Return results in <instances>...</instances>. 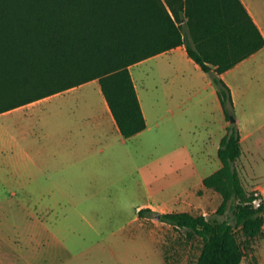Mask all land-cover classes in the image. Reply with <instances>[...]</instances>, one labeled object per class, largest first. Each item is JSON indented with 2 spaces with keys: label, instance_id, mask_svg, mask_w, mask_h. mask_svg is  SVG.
Masks as SVG:
<instances>
[{
  "label": "rangeland",
  "instance_id": "obj_1",
  "mask_svg": "<svg viewBox=\"0 0 264 264\" xmlns=\"http://www.w3.org/2000/svg\"><path fill=\"white\" fill-rule=\"evenodd\" d=\"M184 67L176 73L152 57L130 67L148 125L129 139L110 124L95 140L84 138L85 117L103 112L98 79L0 113L1 264H197L201 237L139 214L152 207L212 216L222 201L203 178L221 163L215 141L231 121L223 110L220 122V102L203 87L205 77ZM232 80L245 130L237 168L255 194L264 188V63ZM237 233L242 264H264V228L248 240Z\"/></svg>",
  "mask_w": 264,
  "mask_h": 264
},
{
  "label": "trees",
  "instance_id": "obj_2",
  "mask_svg": "<svg viewBox=\"0 0 264 264\" xmlns=\"http://www.w3.org/2000/svg\"><path fill=\"white\" fill-rule=\"evenodd\" d=\"M179 45L211 77L225 115L236 116L222 73L264 46L242 0H0V113L98 79L131 137L147 120L130 67ZM242 153L241 128L231 122L218 150L222 165L203 180L222 196L214 215L139 210L201 237L197 264H242L237 230L248 240L264 228V204L254 203L237 168Z\"/></svg>",
  "mask_w": 264,
  "mask_h": 264
},
{
  "label": "crops",
  "instance_id": "obj_3",
  "mask_svg": "<svg viewBox=\"0 0 264 264\" xmlns=\"http://www.w3.org/2000/svg\"><path fill=\"white\" fill-rule=\"evenodd\" d=\"M242 2L244 3V5L247 8L249 14L251 15V17L253 18L254 22L256 23V25L258 26V28L260 29L261 33L264 36V6H263L264 5V0H242ZM151 57L153 59H157V60L161 59L164 66H168V68L173 69L176 73L186 71L184 65L185 64L189 65V67L193 68V70L198 75H200L201 77L202 76L205 77V80H204L205 84L203 85V87H206L207 89L212 87L213 91L216 92V94H217V88H216L215 84L213 83L211 77L209 76V74L207 72H205L202 69V67L200 66L199 63H197L193 58H191L189 56L185 45H179V46L174 47V48H172L170 50L155 54V55H153ZM263 63H264V46L262 48H260L259 50L253 52L252 54H250L249 56H247L246 58H244L240 62H238L232 68H230L227 71H225L224 73H222V76L224 77V79L227 81V83L230 85V87L232 89L236 110H237L238 105H239L238 94L240 95V93L235 88L236 85L233 84V80L231 81V79L234 78V74H236L237 72L245 73L248 66L257 65V64L260 65V64H263ZM205 74H206V76H208V79L205 76ZM230 77H231V79H230ZM134 81H135V84H136V87H137V91H138V94H139V98H140V101H141V104H142V108H143L146 120L148 122L146 109H145L144 102H143V98H142V96L140 94V90H139V85L136 82L135 78H134ZM86 83L87 82H85L83 84H80V85H77V86H73V87L68 88L66 90L57 92L55 94H52L50 96L41 98L39 100H35L33 102H29V103L23 104L21 106L15 107V108L10 109L8 111H13V110L24 108V107L25 108L34 107L42 99L53 98V97L58 96V95H62V94L68 93V92L75 91L78 88L83 87ZM196 86H198V85L193 86V88L194 89L199 88V86L198 87H196ZM101 91H102V89H101ZM102 93H103V91H102ZM195 95L198 97L197 98L198 103L202 104L205 101L204 96H202V90L197 89L196 92H195ZM217 96H218V94H217ZM218 100L220 102V107H221V110H222V118H221V121H220V122H222L224 112H223V107H222L221 101L219 99V96H218ZM66 110L75 111L74 107H70V108H68ZM102 110H103L102 114H100L99 116H96V118H95V116H93L91 114H89V116L85 117V119H89L90 125L87 128H83L82 134H83V136H85L84 138H87L89 140L90 139L91 140H95V138L100 137L103 134H106V132H107L106 124H110V125L114 126L116 128V130L121 132V130H120L118 124H117V121H116V119H115V117H114V115H113V113H112V111H111V109L109 107V104H108L105 96H104V106H103ZM237 120H238L239 126H240L241 131H242V141H243L244 133H245L244 126H243L244 125V118L238 116ZM70 131H72V128H71ZM141 132H139V133H137V134H135L133 136H136V135L140 134ZM224 135H225V133L224 134L222 133L220 138H218V140L215 141V143H217V146H216V151L217 152L219 150L221 139L223 138ZM133 136L128 137V138L125 137V136H123V137L125 139H129V138H132ZM221 165H222V162L219 164L218 168H216L212 172H214L217 169H219L221 167ZM211 173H209V174H211ZM206 176H204V178ZM204 178H203V180H204ZM203 184H204V182H203ZM0 264H1V262H0Z\"/></svg>",
  "mask_w": 264,
  "mask_h": 264
},
{
  "label": "built area",
  "instance_id": "obj_4",
  "mask_svg": "<svg viewBox=\"0 0 264 264\" xmlns=\"http://www.w3.org/2000/svg\"><path fill=\"white\" fill-rule=\"evenodd\" d=\"M254 203L259 205L260 203L264 204V188L260 189V191L255 192Z\"/></svg>",
  "mask_w": 264,
  "mask_h": 264
},
{
  "label": "water",
  "instance_id": "obj_5",
  "mask_svg": "<svg viewBox=\"0 0 264 264\" xmlns=\"http://www.w3.org/2000/svg\"><path fill=\"white\" fill-rule=\"evenodd\" d=\"M230 121L231 122L237 121V117L235 115H232L231 118H230ZM157 217H160V215H158Z\"/></svg>",
  "mask_w": 264,
  "mask_h": 264
}]
</instances>
